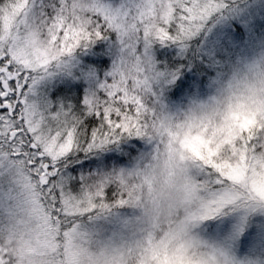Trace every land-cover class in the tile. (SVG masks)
Returning <instances> with one entry per match:
<instances>
[{
    "label": "snow or ice",
    "instance_id": "6c2138e0",
    "mask_svg": "<svg viewBox=\"0 0 264 264\" xmlns=\"http://www.w3.org/2000/svg\"><path fill=\"white\" fill-rule=\"evenodd\" d=\"M258 26L264 0H0V264H253Z\"/></svg>",
    "mask_w": 264,
    "mask_h": 264
},
{
    "label": "rangeland",
    "instance_id": "374dc122",
    "mask_svg": "<svg viewBox=\"0 0 264 264\" xmlns=\"http://www.w3.org/2000/svg\"><path fill=\"white\" fill-rule=\"evenodd\" d=\"M259 27L255 29L251 37L245 38V43L250 44L251 52H258L264 44V27ZM232 224L233 221L230 219L216 222L208 230V235L213 239H223L230 233ZM235 254L239 258L252 261L253 264H264V217L254 216L250 219L244 235L236 242Z\"/></svg>",
    "mask_w": 264,
    "mask_h": 264
},
{
    "label": "trees",
    "instance_id": "16d2710c",
    "mask_svg": "<svg viewBox=\"0 0 264 264\" xmlns=\"http://www.w3.org/2000/svg\"><path fill=\"white\" fill-rule=\"evenodd\" d=\"M259 28H261V27H259ZM245 42H246V41H245ZM246 46H247V48H248L249 52H251V49H250V44H246Z\"/></svg>",
    "mask_w": 264,
    "mask_h": 264
}]
</instances>
